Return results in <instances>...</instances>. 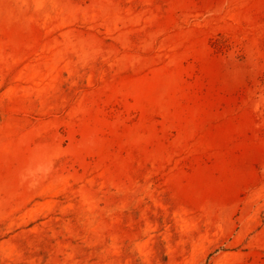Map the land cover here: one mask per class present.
Returning a JSON list of instances; mask_svg holds the SVG:
<instances>
[{
    "label": "rangeland",
    "instance_id": "rangeland-1",
    "mask_svg": "<svg viewBox=\"0 0 264 264\" xmlns=\"http://www.w3.org/2000/svg\"><path fill=\"white\" fill-rule=\"evenodd\" d=\"M0 264H264V0H0Z\"/></svg>",
    "mask_w": 264,
    "mask_h": 264
}]
</instances>
